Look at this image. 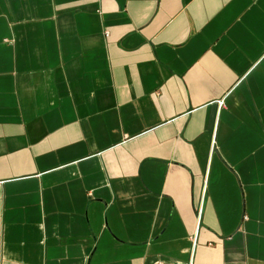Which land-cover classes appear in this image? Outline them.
Segmentation results:
<instances>
[{"label":"crops","instance_id":"crops-1","mask_svg":"<svg viewBox=\"0 0 264 264\" xmlns=\"http://www.w3.org/2000/svg\"><path fill=\"white\" fill-rule=\"evenodd\" d=\"M0 264H264V0H0Z\"/></svg>","mask_w":264,"mask_h":264}]
</instances>
